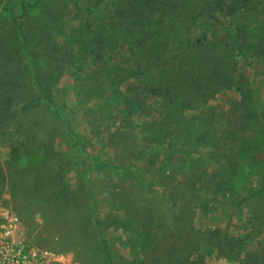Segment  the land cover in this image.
<instances>
[{"label": "rangeland", "instance_id": "obj_1", "mask_svg": "<svg viewBox=\"0 0 264 264\" xmlns=\"http://www.w3.org/2000/svg\"><path fill=\"white\" fill-rule=\"evenodd\" d=\"M76 1L96 5L97 13L46 0L38 15L25 17V30L41 79L84 148L73 147L64 137L67 127L43 108L21 115L32 97L31 73L13 74L28 84L0 90L14 99L0 133V210L17 216L38 248L63 254L70 264H104L93 208L117 264H264V196L240 207L229 202L264 188V0L181 6L169 29L185 48L183 62L169 58L136 78L126 72L139 67L127 54L130 43L118 41L102 15L117 0ZM160 1L166 0L151 3H159L155 13ZM192 15L197 22L188 21ZM105 34L102 45L112 52L108 65L99 66L91 51ZM70 51L74 57L61 58ZM92 81L102 88L94 90ZM97 159L157 183L144 186ZM83 160L90 165L93 208ZM193 193L212 200L199 204ZM217 238L242 242L234 254L227 248V258Z\"/></svg>", "mask_w": 264, "mask_h": 264}, {"label": "trees", "instance_id": "obj_2", "mask_svg": "<svg viewBox=\"0 0 264 264\" xmlns=\"http://www.w3.org/2000/svg\"><path fill=\"white\" fill-rule=\"evenodd\" d=\"M45 1L46 0H0V25L1 22H3L7 26V30L3 28L0 31V61L2 60V62H0V90L1 87L4 86L12 87L20 84L21 87H25L24 85H27L28 83L25 81L22 82L15 77L19 75L18 73H21V75L24 74V71L28 69V71L31 73L32 82L30 81V84H32V86L29 85V87L32 92V97L25 105L21 107V115L26 117L29 113L37 110L39 107L43 108L49 112L51 118L55 122L64 124L67 127L64 137L68 139L70 144L73 147L79 146L82 149L84 148L85 144L83 137L77 135L69 129L67 120L60 112L59 105L56 104L54 97L47 91V86L43 83L41 75L38 71L39 69L36 65V62L34 61V57L32 55L33 53L28 47V35L25 30V17L38 15ZM66 1L79 10H84L88 13H97L98 8L96 5L82 7L77 3L76 0ZM153 2L154 0H117L113 5L112 10L102 12V15L107 17L106 19L108 22L106 24H111L117 30V40L127 41L130 43L127 49V54L132 58L137 59L136 61L138 62L139 67L137 69L126 71L127 76L131 75L132 77L136 78L138 74L142 73V71L144 72V75H146V71L150 66L160 65L163 63V61L168 62L169 58L174 60V62H176L178 65L183 62L181 59V52L185 48H182L179 45L178 37L174 35L169 28L170 26H175L177 21H179H176L175 18L177 17L178 10L181 9V6L191 5L193 8H195L194 0L160 1V4H162L160 8L162 9L159 13H155L153 10L159 3L155 2L154 4H151ZM172 14L175 15V18H171L172 16L170 17ZM174 20L175 22H173ZM188 21L197 22V19L192 15L188 18ZM201 24L203 23H200V25ZM149 29H156L157 33L160 34V37L155 39L151 38L147 31ZM175 33L180 34L178 31ZM134 34L137 35V38L130 36ZM103 36L105 39L94 41L96 46L95 49L91 51V54L96 55L95 57L100 59L97 63L100 64L99 66H101V63L102 65H108L106 62L108 61V58L112 52V48L110 46L107 45L105 47L102 45L103 43L107 44L106 34ZM108 36H110V33L107 34V37ZM202 38L204 37L202 36ZM199 40L202 41L201 39ZM192 46L193 44H191V39L189 38L186 43V48L191 49ZM57 50L59 49H55L54 51ZM104 55H107V58H104ZM72 57H74V55L71 51L61 53L62 59H70ZM6 59L11 60L13 69L5 68L8 63ZM112 66H116V70H123V67L119 63L113 64ZM113 67L112 70H114ZM118 73L121 74L120 72ZM77 78V87L79 90H82L84 83L81 78ZM95 79L98 81L96 77ZM96 81H92L94 85H96L94 90H97L99 86L102 88V84L97 83ZM153 90L156 91L157 89L155 88ZM13 100L14 99L11 97L0 92V133L6 132L4 129V119L8 111L13 107ZM133 102L141 104L138 99H135ZM128 114L129 113L125 112V118L128 116ZM14 150H16V148ZM28 154L32 155L31 152H28ZM33 158L37 160L40 159L38 155H33ZM95 163L100 164L103 167L111 168L113 171L123 174L124 176H136L139 181H141V183L147 187H152L157 183L155 179H146L144 176H141L138 171L136 172L129 167H119L105 161H98V159L95 161ZM80 164L82 165V170L86 181L85 183L88 202L93 208L95 204V198L93 195L91 177L89 176L90 171L88 166L90 165L84 160ZM3 177L4 173L0 170V179ZM262 196H264V188L255 189L241 199H231L229 202L240 207L242 203ZM191 197L194 198L199 204L212 200L210 198L201 197L200 195L194 193L191 194ZM92 220L93 229L96 237L98 238L99 251L104 264H117L113 259L109 244L102 234V221L97 211H95V208H93ZM217 239L218 241H215V244L219 246L220 249H222V253L227 256V258H230L227 248H230L231 252L234 254L235 251L232 250L235 248V243L242 242V239L240 238L236 241L235 239Z\"/></svg>", "mask_w": 264, "mask_h": 264}, {"label": "built area", "instance_id": "obj_3", "mask_svg": "<svg viewBox=\"0 0 264 264\" xmlns=\"http://www.w3.org/2000/svg\"><path fill=\"white\" fill-rule=\"evenodd\" d=\"M0 264H70L60 253L38 248L23 233L19 218L0 210Z\"/></svg>", "mask_w": 264, "mask_h": 264}]
</instances>
